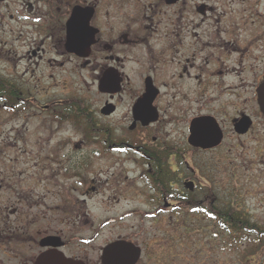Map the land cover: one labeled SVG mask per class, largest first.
I'll return each instance as SVG.
<instances>
[{
	"label": "flooded vegetation",
	"instance_id": "obj_1",
	"mask_svg": "<svg viewBox=\"0 0 264 264\" xmlns=\"http://www.w3.org/2000/svg\"><path fill=\"white\" fill-rule=\"evenodd\" d=\"M261 4L0 0V31L6 25L11 36L4 45L0 41V58L12 69L15 57L24 63L21 73L0 69V124L3 113L14 119L28 109L20 130L10 131L15 136L0 127V264H204L197 261L205 256L202 242H193L204 230L216 243L225 235L264 238V228L243 226L254 224L245 201L229 194L223 200V165H217L221 156L248 165L251 148L256 156L264 154ZM42 78L71 79L74 89L42 102L44 92L52 91L39 89ZM27 82L33 87L22 88ZM44 112L57 126L70 121L87 135L58 142L52 153L38 142L30 148V138L23 136L32 128L28 118ZM195 120L205 127L202 132L213 124L217 145L189 143ZM166 128L184 130L186 151L180 152ZM88 144L101 145L91 154L135 152L137 178L144 183L131 193L151 209L140 217L151 226L122 224L132 209L108 211L127 195L117 192L119 186L98 201L105 218L91 220L86 208L101 193L100 179L83 180L87 157L60 152L66 145L83 150ZM192 154L209 162L191 172L186 157Z\"/></svg>",
	"mask_w": 264,
	"mask_h": 264
},
{
	"label": "rangeland",
	"instance_id": "obj_2",
	"mask_svg": "<svg viewBox=\"0 0 264 264\" xmlns=\"http://www.w3.org/2000/svg\"><path fill=\"white\" fill-rule=\"evenodd\" d=\"M260 8L262 10L264 9V0H262ZM4 28L6 29V31H0V41L3 42V45L5 44V42L11 41V36L9 37L7 26L5 25ZM242 39L244 38L241 37V40ZM15 58L16 62L18 61V65L16 68L13 65V69L12 65L7 62V58H0V69H6L7 73H9V71H19V73H21L22 69L24 68V63L22 60H19L18 57ZM56 82H59V84L56 85ZM27 83L28 85H24L22 86V88L27 89L29 85H31L32 83L34 84V82ZM30 87L33 86L31 85ZM77 87L83 88L84 85L83 83L78 82ZM39 89H52V91L50 92H44L45 98L41 99L42 102L47 103L53 97L62 98L63 95H65L63 91L66 92L67 90L74 89V81H71V79H66V81L58 79V81L55 80L48 82L47 78H42ZM66 96H68V94ZM92 98H90V100H92ZM27 112L28 109L14 119H11L9 114L3 113V116L6 118V123L5 121H2L4 123H1L0 127L2 128L3 126H5L6 130L9 132L12 130V127L18 128V130H20L22 122L26 120L25 116L28 115ZM30 115L31 116L28 118V121L32 128H29V130H26L23 134V136H27L28 138H30V148L34 147L35 149H37V147L33 143L38 142L40 145L44 144V147H46V152L52 153L51 151H56L58 142L63 141L67 143L71 138L75 139L87 135V129H84L81 125L74 126L72 123H70V121L57 126L58 124L56 122H52L53 117L50 112H44L40 115H34L31 113ZM165 130L173 133V141L176 146L181 147L180 152L186 151V148L182 143L184 130L176 128H166ZM1 131H3V129H0V132ZM16 134H18L17 131H15L14 133L10 132L11 136H15ZM40 145L37 146L40 147ZM252 146L256 145L252 143ZM84 147L85 149L81 150V148L79 149L72 147V145H66L65 148L64 146H62V148L64 149H62V151L60 152L74 153L75 155L77 154V156H79V159L87 157V164L85 165L82 174L83 180H89L92 177L100 179V184L102 186L101 193L97 194L93 199H91L89 201L88 207L86 208V210L89 212L91 220L94 223H98L101 219L105 218L107 210L104 209V204H98V201L106 197L108 190L112 189L110 188L111 186L113 188L119 186L117 192H122V194L127 195L116 198L115 200L120 201V203L116 205L115 208H111L108 211L111 214H119L121 212H125L126 210L132 209L134 210V214L127 215L122 224H126L127 226L137 224L136 226L142 225L145 228L146 226H151L150 219L145 216H143L144 219L140 218L142 214H146V209H151H149L147 205L143 204V197L138 196L135 198V194L131 193V191L137 190L139 184L144 183L143 180L139 181L137 178V175L139 174L141 168L137 163H135V158L138 157L136 156L135 152L132 150L127 151V154L121 151L109 152L108 155L106 152L105 154H103V151L100 149L97 154H91V151L96 152L97 148H101V145L88 144ZM81 151H83V153H81ZM248 152L250 153V156H248V160L253 159V162H248V165L244 166L241 158L237 160L235 159V157L226 158L224 156H221V161H219L217 165L218 168H220V163H222L223 165V171L221 175L222 181H219L223 186L222 198L223 200H225L226 198H228L227 194H229L230 196L234 197L235 200L245 201L246 204L250 207L248 208V210L252 213L253 216V219H251V221L264 228V154H261L262 156H259V154L257 156L254 155L255 152L253 148H251V150H249ZM186 160L188 162H191V172L193 168L197 169L199 165L207 164V162H209L208 159H200L199 156L193 154L191 155V157L187 156ZM216 160L218 159L216 158ZM253 172V181L250 182V176ZM125 174L127 175L124 177ZM124 186L126 187L124 188ZM226 190H228L229 193H226ZM110 194H113L112 190ZM115 195H117V193ZM245 209L247 210V207ZM175 215H179L177 213V210H175ZM181 216H183V213L181 214ZM204 227L206 228V225ZM115 228L118 231H130L129 229L123 230L118 227ZM221 230L224 231L225 229H222L221 227ZM104 232H109V229H106ZM202 232L204 233L203 236H196V238L193 239V242L195 244H197L199 241L202 242L200 248L203 250L205 256H199V259H197V261H199L200 263L264 264V238L258 237V235L256 234H254V238L251 236L250 239H246L244 235H241L242 237L237 236L238 238H229V236L225 237V235L220 236L221 238H218L216 243L214 240H212V235L211 237H209V234H211L210 232H208L207 230H204ZM220 234L216 233L217 236ZM101 236L104 237L105 235L101 234ZM210 241L214 245L212 251H210V247L212 248ZM186 257L189 256L187 255ZM194 261H191L190 263ZM187 263L188 262L185 261L184 264Z\"/></svg>",
	"mask_w": 264,
	"mask_h": 264
},
{
	"label": "water",
	"instance_id": "obj_3",
	"mask_svg": "<svg viewBox=\"0 0 264 264\" xmlns=\"http://www.w3.org/2000/svg\"><path fill=\"white\" fill-rule=\"evenodd\" d=\"M102 88V87H101ZM205 127L200 126L199 120H195L191 126V135L189 137V143L194 147H212L219 143L220 136L213 132V124L208 126L204 132L202 129ZM193 185V183H188Z\"/></svg>",
	"mask_w": 264,
	"mask_h": 264
},
{
	"label": "trees",
	"instance_id": "obj_4",
	"mask_svg": "<svg viewBox=\"0 0 264 264\" xmlns=\"http://www.w3.org/2000/svg\"><path fill=\"white\" fill-rule=\"evenodd\" d=\"M243 226H249L252 229H256L257 227H259L256 223L251 224V225H249V224H243ZM261 232H264V231H261Z\"/></svg>",
	"mask_w": 264,
	"mask_h": 264
}]
</instances>
